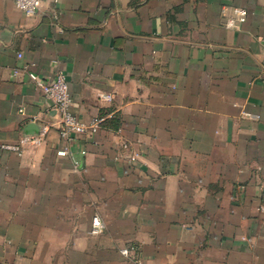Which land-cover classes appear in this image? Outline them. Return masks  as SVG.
<instances>
[{
	"label": "crops",
	"instance_id": "0c3cea01",
	"mask_svg": "<svg viewBox=\"0 0 264 264\" xmlns=\"http://www.w3.org/2000/svg\"><path fill=\"white\" fill-rule=\"evenodd\" d=\"M262 207L264 0H0V264H264Z\"/></svg>",
	"mask_w": 264,
	"mask_h": 264
},
{
	"label": "built area",
	"instance_id": "2783aa9c",
	"mask_svg": "<svg viewBox=\"0 0 264 264\" xmlns=\"http://www.w3.org/2000/svg\"><path fill=\"white\" fill-rule=\"evenodd\" d=\"M16 6L21 9L26 15L34 16L40 13L45 0H14ZM238 16L240 21H245L247 11L245 9H238ZM22 56V53H19ZM32 78L38 88L42 90L45 96L52 100L55 104L57 111L60 113L59 132L62 138L65 140V146L59 150L60 155L69 154V143L85 133H95L99 129L102 119L93 120L90 123H86L80 120L73 112L72 109V96L70 93V79L67 72L64 69H59L55 75L49 79L42 78L36 73H32ZM51 126L49 124L39 125V132L35 134H27L21 141L23 143L38 144L45 140ZM4 147L16 149L21 152L20 145L10 146L3 145ZM264 208V207H262ZM106 228L105 221L100 215H95L92 221V234H100L104 232ZM135 251V247H125L122 249V253L125 255H131Z\"/></svg>",
	"mask_w": 264,
	"mask_h": 264
},
{
	"label": "water",
	"instance_id": "95a60500",
	"mask_svg": "<svg viewBox=\"0 0 264 264\" xmlns=\"http://www.w3.org/2000/svg\"><path fill=\"white\" fill-rule=\"evenodd\" d=\"M37 132H39V125H37V124L29 125V127H28V129L26 131L27 134H35Z\"/></svg>",
	"mask_w": 264,
	"mask_h": 264
}]
</instances>
